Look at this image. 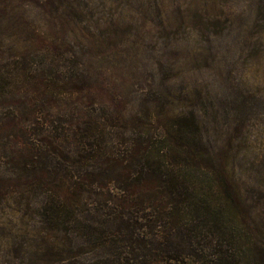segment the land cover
<instances>
[{"label":"rangeland","instance_id":"rangeland-1","mask_svg":"<svg viewBox=\"0 0 264 264\" xmlns=\"http://www.w3.org/2000/svg\"><path fill=\"white\" fill-rule=\"evenodd\" d=\"M131 142L264 264V0H0V264H97L32 164Z\"/></svg>","mask_w":264,"mask_h":264},{"label":"trees","instance_id":"trees-1","mask_svg":"<svg viewBox=\"0 0 264 264\" xmlns=\"http://www.w3.org/2000/svg\"><path fill=\"white\" fill-rule=\"evenodd\" d=\"M97 145L75 160L53 149L57 160L32 164L57 198L49 209L55 229L68 236L78 226L79 238L90 244L77 254L68 244L70 257L94 255L97 264H244L237 242L231 253L224 248L226 227L217 222L212 202L176 174L184 166L165 162L164 155L151 162L149 151L141 155L133 142Z\"/></svg>","mask_w":264,"mask_h":264}]
</instances>
